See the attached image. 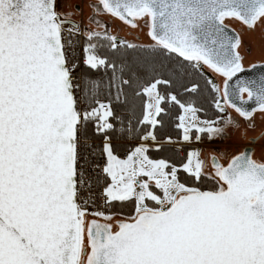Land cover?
Segmentation results:
<instances>
[{
	"label": "snow or ice",
	"instance_id": "obj_1",
	"mask_svg": "<svg viewBox=\"0 0 264 264\" xmlns=\"http://www.w3.org/2000/svg\"><path fill=\"white\" fill-rule=\"evenodd\" d=\"M93 8L81 28L72 19L79 8L67 0H0V264H264V146L259 159L245 149L226 164L221 149H208L207 157L192 150L177 166L152 159L148 144L161 143L155 130L167 107L180 109L176 127L185 143L193 131L196 142L206 134L216 144L230 131L246 137L255 130V113L264 115V76L229 84L245 68L241 37L225 22L264 27V0H98ZM101 15L132 29L143 24L151 43L112 34L95 18ZM81 35L85 67L111 69L107 102L71 55ZM205 66L225 82L223 92L212 84L222 115L201 120L192 97L202 89L185 77L202 75ZM113 101L128 104L136 120H121L120 131L143 141L124 158L110 135L119 119ZM206 181L208 189L195 186Z\"/></svg>",
	"mask_w": 264,
	"mask_h": 264
},
{
	"label": "trees",
	"instance_id": "obj_2",
	"mask_svg": "<svg viewBox=\"0 0 264 264\" xmlns=\"http://www.w3.org/2000/svg\"><path fill=\"white\" fill-rule=\"evenodd\" d=\"M138 45H142V44H138ZM101 54L102 55L107 54L109 56H112V53L107 49L102 50ZM128 54L131 56L133 54V50L129 49ZM119 56H120V53H117V54H115V57H113V58H116ZM185 63H187V62H185ZM202 72H203L202 75L198 74V73H194V72H189V74L185 77V82H188L189 86H191V82L194 81V82L198 83L200 85V88L202 89L201 95L199 97H192L193 99L197 100V106L202 107V109H203V111L198 114L200 116V118L201 119H216L222 115V114L217 112V110L215 109V106H214L213 97H215L217 94L212 89V83H208V81H210V79L208 78L205 71L202 70ZM85 75L89 79L94 80V81H98V79H102L100 81H102V83L104 82L103 84L106 85L109 81L110 76H111V70H108L107 73H103L100 71H97V72L86 71ZM161 90L167 91V87L162 86ZM101 93H104V94H101L100 98L107 100L106 97H108L109 90L105 87ZM112 93L113 94L115 93V89H112ZM182 95L188 96L191 94H187V93L182 92ZM113 104H114V112H115L116 116H118L119 114H124L123 121H124V123H126L129 120L128 116L131 117L130 112H129V105L124 104V103H117L115 101H113ZM166 112H167V115L162 114L163 124L158 125L156 130H155L156 134L158 136V139L164 140L170 136L172 139L181 140L182 139V130L176 127V124L178 123L176 116L180 114V109L178 108V106L174 107V108L173 107H167ZM141 115H142V103L139 104L137 109H136V118H139ZM131 119H133V123L135 124V122H136L135 118L131 117ZM148 128H149L148 125H144L140 128V131L145 132L148 130ZM88 132H89V136L93 137V139L99 138V137L95 136L94 126L92 123L89 124ZM111 135L114 137V139H121L124 141L128 138V136L125 133L118 135L116 132H113V133H111ZM192 135L195 139V136H197V133L194 132ZM125 148L126 147L118 148V149H116V151L118 150V151L122 152ZM189 148H191V147H186L185 152L183 154H181L179 151H176L172 147L162 146L161 148H158L159 150L152 149L149 152V155L153 159H166L170 163L179 166L182 162L185 161ZM180 176H181L182 181L187 180L188 183H190V184L192 183L191 178L187 177L186 174L181 173ZM195 186H199V187H202L204 189H208L211 187V182L206 181L202 185H195ZM131 212H132V206L131 205L128 208L124 209L125 214H130Z\"/></svg>",
	"mask_w": 264,
	"mask_h": 264
},
{
	"label": "rangeland",
	"instance_id": "obj_3",
	"mask_svg": "<svg viewBox=\"0 0 264 264\" xmlns=\"http://www.w3.org/2000/svg\"><path fill=\"white\" fill-rule=\"evenodd\" d=\"M67 3H69L72 6V8H74V9L76 8V5H79L80 9H79V11H77L75 13V15L72 17V19L73 20H80L83 22V24H86L88 22L89 18L94 16L93 5H97L98 0H67ZM95 18L98 19L99 21H101L102 23H107L108 28L112 32V34L118 35L121 39H124L128 42H131V43H134L137 45L138 44L147 45V44L151 43V40L147 35L148 29L146 27H144L143 24H141L140 28L132 29L130 26L125 25L119 19L113 18L109 15H101V16H98ZM93 27H94V25H93ZM258 36H259V39H254V38H252L251 34H245L244 42L242 44L244 47L243 53H245L247 56H254L255 54H256V58H260V57L264 56V48H262V45H261V48L257 49L258 51L256 53L254 50V44H253L252 40H258L259 43L264 44V36L260 35V33ZM203 70L207 74V71H209L210 69L205 66L203 68ZM207 76L210 79L211 83L215 84L213 79L211 78V76L209 74H207ZM100 80H102V79H98V81L100 82V87H101L102 81H100ZM104 87H105V85H104ZM98 93H99L98 98H100L101 94H104V93H101L99 89H98ZM231 111L227 112V113L230 114L233 118L237 119L241 123V125H245V122L243 121V119L240 118L235 111H233V110H231ZM201 120H203V119H201ZM257 120H258V117H255V119H254L255 126H257ZM261 125L264 126V121ZM245 127H246V125H245ZM194 132L195 131H193V133ZM254 133H258L257 128H255V130L249 129L247 131L246 137L242 136L240 131H236L234 133L230 131V133H229L230 138L229 139L222 141V142H217L216 144H209L207 139H206V134H205V138L203 139V142H200V143L196 142L195 139H193L192 143H185L182 141V139L181 140L172 139L173 141H176L175 143L165 142L167 138L164 140H160V139L159 140L161 141V143L164 144L162 146H169L172 148H174V146H175L176 148L183 150V153L185 152L186 147H191L188 149V153L192 150H198V149L205 150L204 151L205 157H207V150L208 149L218 148V149H221L227 153L226 158L224 160H222V162H227V159L235 153L236 149L239 148L238 146L244 145L247 142L249 137L254 136ZM197 135H200V134L197 133ZM128 138L130 140L132 139V141L134 143L143 142L141 140L134 139V138H131L129 136H128ZM128 138L126 140H128ZM161 147H159V148H161ZM115 148L118 149L117 146H115ZM116 152L118 155H121V153H119L118 150ZM156 191L158 192L159 190H156Z\"/></svg>",
	"mask_w": 264,
	"mask_h": 264
},
{
	"label": "flooded vegetation",
	"instance_id": "obj_4",
	"mask_svg": "<svg viewBox=\"0 0 264 264\" xmlns=\"http://www.w3.org/2000/svg\"><path fill=\"white\" fill-rule=\"evenodd\" d=\"M79 8V5H76V8ZM226 25L233 29L236 34H239L242 40V43L244 42V37L245 34H251L252 38L254 39H259V33L260 35L264 36V27L257 26L256 29L249 30L244 24L241 22L234 20V19H229L226 20ZM254 44V50L255 53L258 51L257 49L264 48V44L259 43L258 40H252ZM239 53L243 57V67L245 68V71L243 73H238L236 77H233V80L229 82V84L232 87H235V84L237 80H242V81H249V80H256L259 81L261 76H264V56L260 58H256V54L254 56H247L244 52V47L243 44L241 47L238 49ZM255 65V67H253ZM207 74L211 76L213 79L214 83L216 86L221 88V92H223V86L225 82V78L220 76L219 74L215 73L213 70L207 71ZM243 102H246L244 106L248 108L249 110L255 108V103L252 101H248V95L247 93H243ZM238 104L241 103V101H237ZM231 110L235 111L234 109H227V112H230ZM232 112V111H231ZM255 117H258L257 120V128L258 133H254V136H251L248 138L247 142L244 145L238 146L239 148L236 149L234 154H238L240 151H244L245 149H248L250 151H254L255 157L254 158H261V147L264 146V138L261 137V132L264 131V126L261 124L264 121V115L260 114L259 112H256L254 115ZM260 124V125H259ZM222 162V161H221ZM222 163H227V162H222Z\"/></svg>",
	"mask_w": 264,
	"mask_h": 264
},
{
	"label": "built area",
	"instance_id": "obj_5",
	"mask_svg": "<svg viewBox=\"0 0 264 264\" xmlns=\"http://www.w3.org/2000/svg\"><path fill=\"white\" fill-rule=\"evenodd\" d=\"M73 21L78 23V24H80L81 28L84 27V24H83L82 21H80V20H73ZM72 43H73L74 47L71 50V55L80 64V71H81L82 75H85L86 71H92V72L100 71V72H103V73H107L108 70H111V69L105 70L104 68L92 70V69L86 68L85 65L83 64L84 55H85L84 52H83V48H84V45H85L84 36L81 35L79 37L73 38ZM78 83H80L81 87L84 86L83 79L79 80ZM101 84H102V86L99 88L100 92H102L104 90V88H105L104 84L103 83H101ZM99 99L102 102H107V100H104V99H101V98H99ZM113 110H114V104H113ZM117 117H119V119H113L112 122H113V124L115 125V128H116V131H114V132H116L118 135H120V134H122V132L120 131V128L123 126L121 124V120H123L124 114H119ZM128 117H129V119H131L130 116H128ZM127 122L124 123V124L126 125ZM90 123H92L93 126H94V122H90ZM110 135H111V133H110ZM91 142L94 143L95 146L98 149L102 146V139L101 138L92 139ZM112 143L114 144V146H117L118 148L126 147L122 152L119 151L121 153V155H120L121 158H124L126 156V154L128 153V151H130L135 145L139 144V143H134L132 141V139L130 140L129 138L126 141L121 140V139H114L112 141ZM140 143H142V142H140ZM148 144H149V147L151 149H157V148L161 147L162 145H164L163 143L154 144L151 141L148 142ZM174 149L176 151H179L181 154H183V150H181L179 148H176L175 146H174ZM100 159L103 160V157H100ZM102 187H103V185H101L100 187L96 188V194L97 195H99L100 191H102ZM100 202L102 203V198H101Z\"/></svg>",
	"mask_w": 264,
	"mask_h": 264
},
{
	"label": "water",
	"instance_id": "obj_6",
	"mask_svg": "<svg viewBox=\"0 0 264 264\" xmlns=\"http://www.w3.org/2000/svg\"><path fill=\"white\" fill-rule=\"evenodd\" d=\"M228 29H229V33H230V34H236V32H235L233 29H231V28H229V27H228Z\"/></svg>",
	"mask_w": 264,
	"mask_h": 264
}]
</instances>
